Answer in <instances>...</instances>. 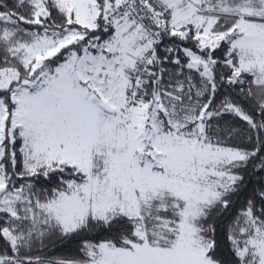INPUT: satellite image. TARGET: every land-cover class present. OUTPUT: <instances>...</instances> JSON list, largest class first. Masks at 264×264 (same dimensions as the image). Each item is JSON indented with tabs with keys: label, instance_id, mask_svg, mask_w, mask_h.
Segmentation results:
<instances>
[{
	"label": "snow or ice",
	"instance_id": "snow-or-ice-1",
	"mask_svg": "<svg viewBox=\"0 0 264 264\" xmlns=\"http://www.w3.org/2000/svg\"><path fill=\"white\" fill-rule=\"evenodd\" d=\"M0 264H264V0H0Z\"/></svg>",
	"mask_w": 264,
	"mask_h": 264
}]
</instances>
